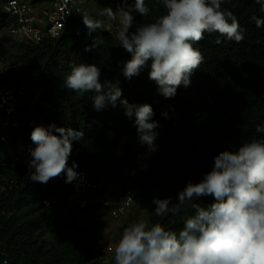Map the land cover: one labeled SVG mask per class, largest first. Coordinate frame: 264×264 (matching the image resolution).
I'll return each instance as SVG.
<instances>
[{"label": "trees", "instance_id": "1", "mask_svg": "<svg viewBox=\"0 0 264 264\" xmlns=\"http://www.w3.org/2000/svg\"><path fill=\"white\" fill-rule=\"evenodd\" d=\"M6 1L0 0V35L14 23V17L3 10ZM116 3L127 8L134 6L135 0ZM145 4L149 14L133 11L129 32L166 14L162 0H145ZM261 7L256 0H222L221 10L237 17L244 40L238 43L219 33H205L193 45L203 55V62L192 74L191 84L181 85L172 98L159 94L158 86L149 79L151 61L139 76L126 79L122 69L131 53L115 45L119 33L109 27L89 35L82 16L72 17L60 37L46 38L39 44L12 50L0 41V65L6 67L3 72L0 66V90L25 84L30 87L29 95L36 98L34 105H27L18 114L20 120L35 123L16 136L28 161H10L0 141V264H101L94 246L105 236L106 217L114 206L93 202L85 210L70 208L65 213L63 203H43L60 199L62 191L49 182L30 179V150L36 146L31 133L41 125L82 131L83 140L72 142V163L86 169L93 180H109L119 195L134 190L131 209L136 217L142 206H148L150 223L160 222L178 234L186 218L195 215L192 202L179 214L158 217L154 198H171L177 203L179 192L189 182H200L213 169L220 152L238 151L243 143L264 138V133L256 132L258 125H264V26L257 27L252 20L253 16L264 19ZM94 39L102 43L86 51ZM72 63L96 64L101 83L119 85L122 96L116 105L97 111L93 107L95 93L68 89L65 78ZM125 98L129 104L152 106L151 120L158 122L156 150L141 144L135 116L129 118L120 103ZM4 116L0 109V122ZM194 202L208 207L215 201L213 196H202ZM101 209L104 213L95 214L85 225V220Z\"/></svg>", "mask_w": 264, "mask_h": 264}, {"label": "clouds", "instance_id": "2", "mask_svg": "<svg viewBox=\"0 0 264 264\" xmlns=\"http://www.w3.org/2000/svg\"><path fill=\"white\" fill-rule=\"evenodd\" d=\"M7 2L3 7L5 12ZM256 2L261 3V11H264V0ZM162 3L166 14L132 32L129 30L134 22L133 11L142 16L149 14L150 9L145 0H135L134 6L117 10L115 8L118 5L114 0V6L105 5L100 15L111 21L118 20L123 26L115 45L131 53V59L122 69L124 77L131 80L139 76L151 61L149 79L156 83L159 94L172 98L181 85L188 87L191 84L192 74L203 62V55L193 45L201 41L205 33H219L227 40L238 43L244 40V35L237 17L231 11L221 10L222 0H162ZM82 17L89 35L103 27L102 21L93 19L88 11ZM252 20L257 27L264 26V19L253 16ZM0 41L10 48L20 46L7 43L2 33ZM101 43L94 39V43L85 50L91 51ZM217 43L220 41L217 40ZM0 66L4 72L5 64L1 63ZM70 67V74L65 78L68 89L80 94L95 93L93 107L97 111L109 104L116 105L122 96V89L117 84L101 83L100 67L87 63H72ZM29 90L30 87L24 108L36 102L35 96L29 95ZM120 103L125 106V114L129 118L135 116L134 123L141 144H146L152 151L156 150L158 134L155 129L158 122L151 120L154 115L152 106L148 103L129 104L126 98ZM23 122V129L19 132L5 131L7 135L14 136L13 141L21 151L19 161L12 160L7 154V158L15 163L28 161L24 146L16 140V136L22 134L27 125L33 126L35 123ZM256 132L264 133V125H258ZM83 138L82 131L71 127L36 126L31 133L36 146L30 150V179L44 184L49 182L56 189H61L62 193L67 190L68 184L78 176L75 170L77 165L69 159L72 142ZM61 174L63 184L53 183V179ZM202 196H213L215 202L208 207L194 202ZM187 202H192L191 208L195 210V215L186 218L178 234L166 230L160 222L150 223L143 219L126 227L114 249V264H264V138H253L243 143L238 151L220 152L215 157L213 169L200 182H189L179 192L177 203L173 204L171 198H154L155 215L164 217L167 213L179 214ZM90 203L92 201L89 200ZM58 204L61 203L54 205ZM64 206L65 213L69 211L68 207L76 208ZM101 239L107 243L115 242L106 231Z\"/></svg>", "mask_w": 264, "mask_h": 264}, {"label": "built area", "instance_id": "3", "mask_svg": "<svg viewBox=\"0 0 264 264\" xmlns=\"http://www.w3.org/2000/svg\"><path fill=\"white\" fill-rule=\"evenodd\" d=\"M83 0H53L52 2L30 3L26 0H8L6 11L14 17V23L2 32V37L10 45L13 44H39L46 38H58L62 35L66 24L74 16L86 15L87 11L82 5ZM27 85H9L0 90V105L4 111V121L1 127L0 140L5 143L8 156L19 161L20 150L13 141L14 136L7 135L5 131H20L24 122L19 120L17 114L26 105ZM69 166H72L68 162ZM78 176L70 182L67 190L61 193L60 199H46V205L64 203L67 206L84 210L89 205L85 197L88 190L105 193L108 196L113 191L114 185L110 181H94L89 178L87 171L77 166ZM53 183H62V174L53 179ZM136 192L128 189L117 196L114 207L109 211V217L117 220L126 216L132 208ZM121 237L115 242L107 243L101 239L94 247L98 249L97 260L104 264H114V249Z\"/></svg>", "mask_w": 264, "mask_h": 264}, {"label": "crops", "instance_id": "4", "mask_svg": "<svg viewBox=\"0 0 264 264\" xmlns=\"http://www.w3.org/2000/svg\"><path fill=\"white\" fill-rule=\"evenodd\" d=\"M110 1L111 0H109V1L108 0H83V5L87 9V11L90 8H92L93 6H97L98 5L100 7V12H102L101 11L102 8L105 7V5H108L110 3ZM105 23H107V22H105ZM113 23L116 24V23H119V21H113ZM112 26H114L113 28H115V25H111V23L109 24L108 27H112ZM117 192H118L117 188L114 186L113 191L108 193L109 194L108 196H105V193H98V192H93L92 195H90V196H88L87 195L88 192H86L85 195L90 201H92V203L94 202L96 205H101L103 207V206L107 205L110 202L114 206L115 203H116V198H117V196H119V193H117ZM97 200H100V201H97ZM140 210H142V208H140ZM131 212H133L132 215H130ZM140 212H142V211H140ZM136 215H137L136 211L130 209V212L126 216L119 218V219L124 218V220H122V222H119V223L115 224L114 226H110L109 223L111 222V220H108L107 226H106V230H105L106 234L111 237L112 241H114V240L116 241L119 237L122 236V233H123L122 229L126 225L129 226L130 224L136 222V220H134V217H136ZM113 236H116V237L112 238ZM108 260H107V263H109ZM107 263H104V264H107Z\"/></svg>", "mask_w": 264, "mask_h": 264}, {"label": "rangeland", "instance_id": "5", "mask_svg": "<svg viewBox=\"0 0 264 264\" xmlns=\"http://www.w3.org/2000/svg\"><path fill=\"white\" fill-rule=\"evenodd\" d=\"M28 2H30V3H32L34 0H27ZM109 1V0H108ZM109 4H112L113 6H114V0H111L110 1V3ZM105 5V4H104ZM116 7V6H115ZM118 8H120V7H116L115 9L117 10ZM128 8V7H127ZM104 9V8H103ZM102 9V10H103ZM101 10V11H102ZM114 10V9H113ZM100 7L97 5V6H93L92 8H90L89 10H88V14L93 18V19H97V20H100V21H102V23H103V29H108L109 27V24L111 23V25H115V28H113V29H115L118 33L122 30V25L120 24V23H116V24H114L113 23V21H111V20H109V19H107V17L106 16H102V15H100ZM84 16H86V15H84ZM118 21V20H117ZM105 22H107V23H105ZM109 23V24H108ZM112 27H114V26H112ZM106 29V30H107ZM18 46H14V47H12V50H16V48H17ZM92 193L93 192H88L87 193V195L88 196H90V195H92ZM113 196V195H112ZM97 201H100V200H97ZM71 207H68V209H70ZM142 208V210H140V211H142L141 212V214L139 213L138 215L139 216H137V217H134V219L136 220L137 218V221H139V220H141V219H143V220H146V221H148V213H149V210H148V206H142L141 207ZM99 213H104V209H101V210H97V211H94L93 213H92V215H90L88 218H87V220H85V225H87V224H90L91 223V221H93L94 220V218H95V214H99ZM133 214V212H131L130 213V215H132ZM106 219H108V220H111V222L109 223V225L110 226H114L115 224H117V223H119V222H122V220H124V218H122V219H117V220H114V219H110L109 217H106Z\"/></svg>", "mask_w": 264, "mask_h": 264}]
</instances>
